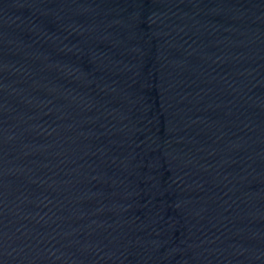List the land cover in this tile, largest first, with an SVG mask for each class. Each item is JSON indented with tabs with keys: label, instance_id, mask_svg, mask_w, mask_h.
Returning a JSON list of instances; mask_svg holds the SVG:
<instances>
[{
	"label": "water",
	"instance_id": "obj_1",
	"mask_svg": "<svg viewBox=\"0 0 264 264\" xmlns=\"http://www.w3.org/2000/svg\"><path fill=\"white\" fill-rule=\"evenodd\" d=\"M0 264H264V0H0Z\"/></svg>",
	"mask_w": 264,
	"mask_h": 264
}]
</instances>
